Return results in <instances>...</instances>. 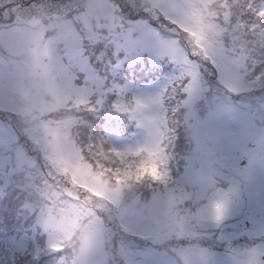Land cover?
<instances>
[{
	"label": "clouds",
	"instance_id": "1",
	"mask_svg": "<svg viewBox=\"0 0 264 264\" xmlns=\"http://www.w3.org/2000/svg\"><path fill=\"white\" fill-rule=\"evenodd\" d=\"M12 11L0 22V119L19 149L0 175L22 208L57 193L59 264H264V224L236 227L264 184V5L33 0ZM248 30L258 50L238 44ZM145 54L172 66L164 84L117 85L114 70ZM100 84L114 95L94 117L121 93L131 109L123 143L68 126L76 114L61 104ZM52 210L26 208L33 223Z\"/></svg>",
	"mask_w": 264,
	"mask_h": 264
},
{
	"label": "rangeland",
	"instance_id": "2",
	"mask_svg": "<svg viewBox=\"0 0 264 264\" xmlns=\"http://www.w3.org/2000/svg\"><path fill=\"white\" fill-rule=\"evenodd\" d=\"M260 1V0H259ZM254 2L253 0H246L247 4L253 3L261 7L264 2ZM264 1V0H263ZM33 0H0V22L3 21V13L6 9H13L12 15L16 16L23 11V5L32 3ZM244 3L245 0H240ZM245 13H248L247 8ZM245 30L242 29L241 32ZM249 34L241 35L237 34V42L241 47H246L249 50H258V46L250 44L252 39H249ZM131 66H128V65ZM117 76V85L127 84L129 87L138 93H153L157 91L165 82V80L172 73V66L163 60H156L149 55H142L138 57H132L129 59L128 64L114 70ZM254 97L257 95L256 89L248 90ZM114 93L111 90L104 89L103 85H98L97 88L92 89L87 93H81L79 101L73 104L62 103L61 107L64 108L69 114H76V116L83 110L88 116L93 117V113L98 108H108L111 97ZM121 98L119 103L116 100H111V110L108 115L109 122L115 119H121L125 113L131 111L128 107L127 100L123 98V94H120ZM114 113V114H113ZM75 116H72L69 120V127L76 128ZM106 132L109 135V139L116 144L123 143L126 136H123L120 131L109 124L105 126ZM123 133V132H122ZM128 133V132H127ZM19 149L18 137L16 131L6 126L2 119H0V162H2L6 155L14 150ZM101 155H103V149H100ZM27 156V153H22ZM2 167V163H0ZM1 183L6 185H1ZM14 182L11 180L5 181L3 175H0V244L6 239L10 242L14 254L16 251L24 252L28 249L31 241L35 239H43L46 241L51 239L49 249L57 250L62 245V238L58 235L59 224L57 222L58 217L56 215V209L54 201H57V194L55 199L48 197L47 192L41 195L37 193L36 200L31 201L21 207L20 199H18V192L13 190L11 185ZM43 187V185L41 186ZM40 201H44L53 210L49 214L41 213L36 219L35 223L32 221V215L26 208H31L35 204H39ZM11 222V234L9 236H3L2 232L5 226ZM52 229V233L49 229ZM38 237V238H37Z\"/></svg>",
	"mask_w": 264,
	"mask_h": 264
},
{
	"label": "trees",
	"instance_id": "3",
	"mask_svg": "<svg viewBox=\"0 0 264 264\" xmlns=\"http://www.w3.org/2000/svg\"><path fill=\"white\" fill-rule=\"evenodd\" d=\"M253 1L256 2L259 0H253ZM259 2H264V1L260 0ZM244 3L247 4L246 0ZM253 5L258 7L256 3L255 4L253 3ZM244 18L247 20L255 19V17L247 13ZM248 34H249L248 36L249 39H252L250 44H255L258 46V41L260 37L258 35L257 36L252 35L251 30H248ZM98 109H104V108H98ZM108 115L110 114L109 113L106 114L103 118H97L94 116L93 117L88 116L84 111H82L77 115V116H82L83 117L82 119H76V116L74 117V119L76 120V124H77L76 128H78L79 133H82L85 136H87L89 134V126L103 127L104 132H105V138L109 139L107 132H106V128H105L106 124H109V125L116 127L123 136H127V132L130 131V127L127 124V121L124 118H121V119H115L114 121L109 122ZM1 185H6V184L1 183ZM56 194L57 193L51 189L47 193L48 197L53 198V199H55ZM43 227H45L46 229H49L52 233V229L47 228L46 226H43ZM10 234H11V222H9L5 226L2 232L3 236H9ZM51 244H52L51 239H48L46 241L44 240V238L39 239V241L38 239H35L30 242L28 249L26 251L21 252L17 250L15 254L13 252L14 250H12V246H10V250L7 252V254H5L3 251H0V264H16V260L20 258L21 254L25 258H27L29 261L35 262V264H59L57 257H58L59 252L62 250L63 245H61L55 251L52 248L49 249Z\"/></svg>",
	"mask_w": 264,
	"mask_h": 264
},
{
	"label": "snow or ice",
	"instance_id": "4",
	"mask_svg": "<svg viewBox=\"0 0 264 264\" xmlns=\"http://www.w3.org/2000/svg\"><path fill=\"white\" fill-rule=\"evenodd\" d=\"M257 197V201L250 206L243 224L236 225L237 228H255L258 224H264V184L257 187Z\"/></svg>",
	"mask_w": 264,
	"mask_h": 264
}]
</instances>
